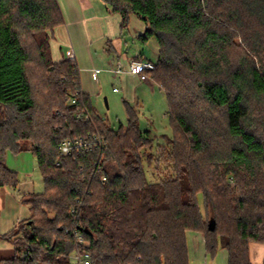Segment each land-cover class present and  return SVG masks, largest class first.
<instances>
[{
  "label": "trees",
  "instance_id": "1",
  "mask_svg": "<svg viewBox=\"0 0 264 264\" xmlns=\"http://www.w3.org/2000/svg\"><path fill=\"white\" fill-rule=\"evenodd\" d=\"M101 1L122 17V33L133 15L146 26L140 42L157 40L159 58L146 74L166 97L172 136L156 146L127 102L126 126L115 130L97 114L76 62L52 58L54 31L64 24L57 0H0V188L20 184L8 153H32L44 184L23 197L31 218L0 235L15 250L0 264H73V230L92 264H190L188 231L204 233L207 256L221 247L227 264H252L248 244L264 243V201L233 211L221 196L234 165L264 167L251 121L252 103L264 102V0ZM239 39L251 53L236 55ZM68 97L90 119H78ZM95 133L108 144L105 183L93 166L97 152L59 155L65 140ZM159 151L173 177L150 183L145 168L159 170ZM219 162L227 165L222 175Z\"/></svg>",
  "mask_w": 264,
  "mask_h": 264
},
{
  "label": "crops",
  "instance_id": "2",
  "mask_svg": "<svg viewBox=\"0 0 264 264\" xmlns=\"http://www.w3.org/2000/svg\"><path fill=\"white\" fill-rule=\"evenodd\" d=\"M57 1L64 24L54 31V39L51 41L52 58L54 62L69 60L66 53H74L82 92L90 99L92 106L103 94L100 76L104 75V80L110 77L114 83L111 94H122L124 102L137 110L140 121L144 118V115L141 116V109L148 108V100L157 101L162 110H167L166 97L150 75L146 81H142L139 76L130 72V65L135 60L156 63L153 58L157 61L159 58L160 47L156 39H151L147 44L139 40L146 31V26L140 19L132 15L128 29L122 33V17L113 14L101 0ZM94 70H100L97 77L92 76ZM105 101L108 104V99ZM164 117H168V111H164ZM147 122L152 124L148 119ZM150 133L152 135V130ZM36 164L37 160L30 152L7 154L6 165L18 174L20 184L16 189L3 188V198H0V235L12 231L31 218V205L23 203V197L44 191V184L42 192L36 191V185L32 187L30 184L35 179ZM6 243L0 242V249ZM191 249L200 258L207 257L205 242L201 238L190 242V251Z\"/></svg>",
  "mask_w": 264,
  "mask_h": 264
},
{
  "label": "rangeland",
  "instance_id": "3",
  "mask_svg": "<svg viewBox=\"0 0 264 264\" xmlns=\"http://www.w3.org/2000/svg\"><path fill=\"white\" fill-rule=\"evenodd\" d=\"M252 25L254 27V30L252 31L253 33L254 31L256 32L259 27L256 24ZM236 43L238 47V49H236L235 51L236 55L237 50L238 54L240 55L242 54L241 52L251 53L250 48L246 43H244L240 39L237 40ZM153 62H157L155 57L153 58ZM103 77L104 75L100 76V80L102 81L103 94L98 98V100L94 101L93 107H95L94 110L97 112V114L102 119H105L107 125L116 130L120 125H127L128 123L124 107V100L122 94H114V96L111 94L114 83L110 77H107L106 80H104ZM105 99H108V104L106 103ZM166 105L167 104L165 103V108L168 107V105L167 107ZM147 107V109H141V116L143 117L144 115V118H142L143 121H140L141 126L142 128L147 127L148 131L152 130V136L155 138V145H160V147L164 148L168 146V137L172 136L169 118L164 117V111H168V108L167 110H162L160 105L157 103V101L155 102V100H148ZM147 119L150 120L152 124H148ZM251 121L252 127L257 133V136L264 141V102L256 100L254 101V103H252ZM185 139L186 138H182V143L185 141ZM155 155L156 158L159 159V170L157 169L156 171L155 164L150 168L145 165L146 174L150 183H156L159 180L171 178V176L173 177L172 170L166 171V166L163 165V156H160V151ZM255 165L256 167L246 169L234 165L236 171L228 175L226 180H224L223 182V186L226 189L224 190L223 196H221V198H226L228 200L233 208V211H239V209H237V205L242 201L247 202L251 199H254L257 202L264 201V167L262 165H258L257 163ZM215 167H217L220 175H222L224 174L227 165L225 163L219 162L218 165H215ZM212 169L214 170L215 168L212 167ZM21 179H24V177H21ZM33 181H36V183H33ZM33 181L30 183L32 187L36 185V191L42 192L43 180L41 178L37 164L35 170V179H33ZM4 190L5 189L0 188V198H3ZM198 200L202 206L204 201L201 195L198 196ZM204 211L205 209L202 206V212L205 216ZM229 212H231V210ZM50 216L52 218L54 217V215ZM21 231L25 232V228L22 227ZM186 235L189 250L190 242L194 241L195 239L197 240L201 238L202 241L205 242L204 233L188 231ZM14 252L15 250L13 246L6 243L5 247H1L0 249V259H11L14 255ZM248 252L252 264H262V262H264V243L253 241L250 242L248 244ZM70 260L73 261L72 259ZM190 264H227V253L220 247L215 258H212L210 255L206 258H200L199 256H197V252L194 250L192 251L191 249Z\"/></svg>",
  "mask_w": 264,
  "mask_h": 264
},
{
  "label": "built area",
  "instance_id": "4",
  "mask_svg": "<svg viewBox=\"0 0 264 264\" xmlns=\"http://www.w3.org/2000/svg\"><path fill=\"white\" fill-rule=\"evenodd\" d=\"M70 61H75V55L72 51L66 53ZM155 63L150 61H139L135 60L130 65V72L134 75L140 77L142 81L148 79L146 72L154 71ZM100 73V70H94L92 72L93 77H97ZM117 91V89H115ZM67 102L71 105L76 106V116L78 119L85 118L86 120L90 119V115L85 108L84 104H78L77 99L74 97H68ZM108 149V144L105 139L98 133L89 134L87 136H81L76 139L65 140L59 149V155L61 157H72L75 153L80 154H89L92 152H97L99 157L98 160L93 163L95 171L101 174V182H106V177L104 176L103 170V161H104V152ZM57 166L60 165V161L56 163ZM84 166H79L81 172L84 171ZM72 213H76L75 210H72ZM69 233V232H67ZM74 237L75 244L77 249L71 254L70 259H72L73 264H92V259L90 253L84 249L88 248V244L85 242L83 236L77 231L73 230L71 233Z\"/></svg>",
  "mask_w": 264,
  "mask_h": 264
}]
</instances>
